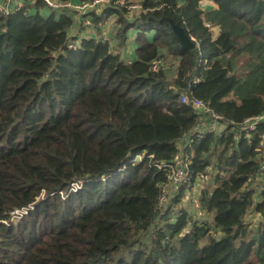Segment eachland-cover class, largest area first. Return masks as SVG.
I'll return each instance as SVG.
<instances>
[{
  "label": "trees",
  "instance_id": "16d2710c",
  "mask_svg": "<svg viewBox=\"0 0 264 264\" xmlns=\"http://www.w3.org/2000/svg\"><path fill=\"white\" fill-rule=\"evenodd\" d=\"M20 1L0 14V264H264V120L240 126L264 113V0ZM108 18L118 51L135 31L134 60L100 35ZM182 92L216 131L194 135ZM180 144L190 180L160 207L157 164ZM203 173L194 218L180 200Z\"/></svg>",
  "mask_w": 264,
  "mask_h": 264
},
{
  "label": "built area",
  "instance_id": "2783aa9c",
  "mask_svg": "<svg viewBox=\"0 0 264 264\" xmlns=\"http://www.w3.org/2000/svg\"><path fill=\"white\" fill-rule=\"evenodd\" d=\"M46 3H48L49 6H51L52 8H61V7H68V6H73L74 9L78 10V8L80 7H84L85 9H91L92 7L95 6V4L98 3H104L107 2L108 0H94L92 2L89 3H82V4H74L72 5L71 3H63V2H55L52 0H44ZM21 3V2H19ZM17 6H20V4H18ZM87 7V8H86ZM131 8H135L136 5H131ZM7 12V11H6ZM86 22L90 23L89 21L85 20ZM104 40L109 41V45L111 47H113L114 42L113 39H105L103 37ZM70 47L72 45H69ZM114 52H119L117 50H115L114 48ZM157 64H158V60L154 61L153 63V69L157 68ZM179 99L181 102H190L191 105L193 106L196 114H197V125H196V130L197 132L194 133V135L197 136H201L203 134V132H214L217 130L218 125L220 124V121L222 120V116L216 112H214L204 101H202L201 99L198 98H192V99H188V97L186 96L185 92L180 93L179 95ZM264 120V113L262 114H257V115H253L250 117L245 118L242 122H241V128L245 131V133L249 132L250 130H253L256 126V124L261 121ZM193 141V137H189L188 139H186L185 142V146L187 147L189 144H191V142ZM180 151H178L174 157L169 161V162H163V163H159L157 164V168L158 169H164L167 170V179L168 182L166 185L163 186L162 190H161V195L159 197L158 200V205L162 206L163 201L165 200V193L168 190H176L179 187H181L182 185L188 184L189 183V173H188V164H189V159H190V154L188 153V150L186 149L184 151L183 146L180 144L179 146ZM141 158L140 155H136L135 157H133V159L131 161H137ZM261 170L264 171V164L261 165ZM207 178V174H200L198 179L199 181H205ZM33 208V205L30 204L29 206L25 207V208H21L18 210H14L13 212H11V218L15 215H21L24 212L27 213L30 209ZM200 216V214H199ZM199 216L194 217V218H199Z\"/></svg>",
  "mask_w": 264,
  "mask_h": 264
},
{
  "label": "rangeland",
  "instance_id": "374dc122",
  "mask_svg": "<svg viewBox=\"0 0 264 264\" xmlns=\"http://www.w3.org/2000/svg\"><path fill=\"white\" fill-rule=\"evenodd\" d=\"M21 2L20 0H0V14H4L6 13V11H8L12 6H17L18 4H21L19 3ZM103 4L99 5L98 9L102 6ZM87 8V7H86ZM97 9V10H98ZM89 10L88 9H85L84 7H80L78 8V12L77 13H81V12H85ZM83 26L85 28V30H88L91 28L90 26H92V23H88V22H84L83 23ZM84 31V30H83ZM91 32L94 31V28L93 29H90ZM96 33V31H94ZM107 33H105V35L103 36L105 39H111L109 38L108 36H106ZM102 37V38H103ZM113 48V47H112ZM114 49V48H113ZM117 50V49H115ZM118 51V50H117ZM121 52V51H120ZM210 180V176L207 174V178L205 181H198L196 184H194L187 192H185V194L181 197V200H180V205H182L183 207H185L186 209L189 210L190 214L192 215L193 213V216L194 217H197L199 216V218L201 217H205L206 218V214L204 212V209L201 207L200 203H199V200H198V193H199V190L203 187V186H206L208 184ZM73 188H70V189H74V188H77L78 185L74 184L72 186ZM170 191V190H169ZM167 191L165 193V197H164V201H163V204L162 206L160 207H163L167 201V195H168V192ZM64 195V194H63ZM45 195H42L40 196V198H44ZM32 210V209H30ZM28 213V212H27ZM23 215H26V213L24 212L23 214L21 215H15L11 218V220L16 223L18 220H20L21 217H23ZM208 220L210 219V216L208 215L207 216Z\"/></svg>",
  "mask_w": 264,
  "mask_h": 264
},
{
  "label": "crops",
  "instance_id": "0c3cea01",
  "mask_svg": "<svg viewBox=\"0 0 264 264\" xmlns=\"http://www.w3.org/2000/svg\"><path fill=\"white\" fill-rule=\"evenodd\" d=\"M201 5H202V7L204 9L210 8L212 6L215 7L213 5V3L211 1H209V0H202L201 1ZM75 19H76V17H75ZM90 29H92V28H90ZM90 29L88 31V30H85V28H83L80 31H78V35L80 36V38H82V37H90L91 35H93L94 31L91 32ZM115 30H116L115 20L113 18H108L104 22V24L102 25V33L100 35L104 36L105 33H107L106 36H108L109 38L112 39V36L115 33ZM76 31H77V27L74 26V30H72L73 34ZM134 47H135V31L134 30H129L125 48H119V51L122 52L124 58H126L127 61L135 59Z\"/></svg>",
  "mask_w": 264,
  "mask_h": 264
},
{
  "label": "water",
  "instance_id": "95a60500",
  "mask_svg": "<svg viewBox=\"0 0 264 264\" xmlns=\"http://www.w3.org/2000/svg\"><path fill=\"white\" fill-rule=\"evenodd\" d=\"M171 23L173 33L177 37L179 44L183 48H193L195 46L192 38L184 31V29L177 24H175L172 20H169Z\"/></svg>",
  "mask_w": 264,
  "mask_h": 264
}]
</instances>
